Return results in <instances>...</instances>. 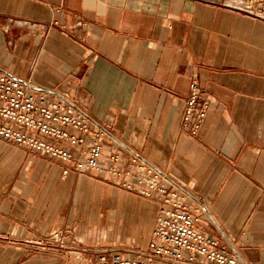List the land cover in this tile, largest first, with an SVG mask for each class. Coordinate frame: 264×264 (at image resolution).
I'll return each instance as SVG.
<instances>
[{
  "label": "crops",
  "instance_id": "0c3cea01",
  "mask_svg": "<svg viewBox=\"0 0 264 264\" xmlns=\"http://www.w3.org/2000/svg\"><path fill=\"white\" fill-rule=\"evenodd\" d=\"M240 3L0 0V68L34 93H69L106 134L103 169L115 152L123 170L144 159L205 210L200 231L264 264V21ZM196 83L210 105L192 136ZM121 182L0 139V264L145 250L161 205ZM59 231L65 246H49Z\"/></svg>",
  "mask_w": 264,
  "mask_h": 264
},
{
  "label": "built area",
  "instance_id": "2783aa9c",
  "mask_svg": "<svg viewBox=\"0 0 264 264\" xmlns=\"http://www.w3.org/2000/svg\"><path fill=\"white\" fill-rule=\"evenodd\" d=\"M240 2L237 6L240 11L264 21V0ZM189 95L184 107L183 129L196 136L210 104L200 100L197 83ZM105 135L69 93H34L27 82L0 68V139L3 142L68 163L76 173L105 171L111 178L121 179L125 189L158 200L161 205L153 240L145 250L102 252L96 255V264H240L219 239L199 230L205 210L191 207L190 195L166 173L139 157L133 158L123 170L118 152L113 153L110 165L103 169ZM64 236L59 231L46 243L63 247Z\"/></svg>",
  "mask_w": 264,
  "mask_h": 264
}]
</instances>
